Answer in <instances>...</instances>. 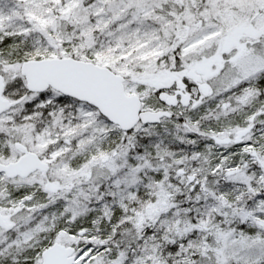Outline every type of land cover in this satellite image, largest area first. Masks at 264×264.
Here are the masks:
<instances>
[{"label":"snow or ice","instance_id":"snow-or-ice-1","mask_svg":"<svg viewBox=\"0 0 264 264\" xmlns=\"http://www.w3.org/2000/svg\"><path fill=\"white\" fill-rule=\"evenodd\" d=\"M0 264H264V0H0Z\"/></svg>","mask_w":264,"mask_h":264}]
</instances>
